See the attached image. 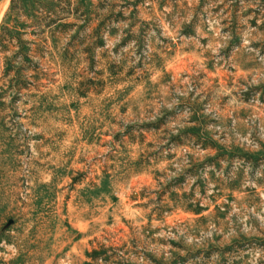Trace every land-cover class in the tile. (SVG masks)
I'll return each instance as SVG.
<instances>
[{
    "label": "rangeland",
    "instance_id": "obj_1",
    "mask_svg": "<svg viewBox=\"0 0 264 264\" xmlns=\"http://www.w3.org/2000/svg\"><path fill=\"white\" fill-rule=\"evenodd\" d=\"M70 1L0 0V264H264V0Z\"/></svg>",
    "mask_w": 264,
    "mask_h": 264
},
{
    "label": "trees",
    "instance_id": "obj_2",
    "mask_svg": "<svg viewBox=\"0 0 264 264\" xmlns=\"http://www.w3.org/2000/svg\"><path fill=\"white\" fill-rule=\"evenodd\" d=\"M53 3H55L57 6V10L60 11L64 8H67L68 12H71V1L70 0H52ZM14 0H11V6H13ZM12 10V8L10 9ZM62 13V12H61ZM68 14V13H67ZM13 40H11L9 37H1L0 36V47L3 48L4 45L11 44ZM85 257L88 260L85 264H94L96 262H103L107 263L109 260V257L106 254L105 249H92L90 251H87L85 253Z\"/></svg>",
    "mask_w": 264,
    "mask_h": 264
}]
</instances>
